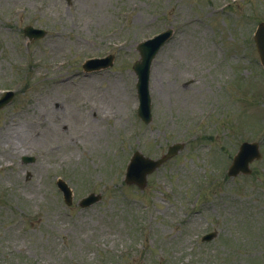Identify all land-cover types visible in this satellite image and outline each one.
I'll return each mask as SVG.
<instances>
[{
	"label": "rangeland",
	"instance_id": "obj_1",
	"mask_svg": "<svg viewBox=\"0 0 264 264\" xmlns=\"http://www.w3.org/2000/svg\"><path fill=\"white\" fill-rule=\"evenodd\" d=\"M225 1L0 0V90H16L0 111V264H264V157L251 176L216 189L238 144L264 145V73L240 54L251 51L246 42L264 19V0L215 14ZM27 25L48 36L30 43ZM169 27L176 32L154 62L153 121L144 125L136 46ZM109 53L112 69L82 73L85 60ZM230 53L238 68L230 57L220 66ZM242 67L250 84L237 108L210 107L214 84L229 74L243 82ZM211 109L226 114L222 125L204 122ZM181 140L189 145L144 191L120 186L133 151L158 158ZM23 155L35 163L23 164ZM57 177L76 192L71 210ZM91 191L103 201L82 210L79 197ZM207 232L218 237L202 243ZM126 248L134 259L118 258Z\"/></svg>",
	"mask_w": 264,
	"mask_h": 264
},
{
	"label": "water",
	"instance_id": "obj_2",
	"mask_svg": "<svg viewBox=\"0 0 264 264\" xmlns=\"http://www.w3.org/2000/svg\"><path fill=\"white\" fill-rule=\"evenodd\" d=\"M258 48L262 56V60L264 62V28L260 31V34L258 37Z\"/></svg>",
	"mask_w": 264,
	"mask_h": 264
}]
</instances>
